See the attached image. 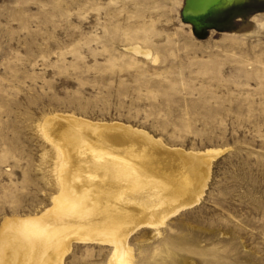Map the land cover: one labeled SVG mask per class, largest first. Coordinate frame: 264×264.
I'll use <instances>...</instances> for the list:
<instances>
[{
    "label": "rangeland",
    "instance_id": "1",
    "mask_svg": "<svg viewBox=\"0 0 264 264\" xmlns=\"http://www.w3.org/2000/svg\"><path fill=\"white\" fill-rule=\"evenodd\" d=\"M186 3L0 0V234L51 207L57 159L42 126L67 114L222 150L196 205L131 235L135 264H264V0L212 9L200 25ZM128 198L158 203L150 190ZM111 253L77 245L68 264Z\"/></svg>",
    "mask_w": 264,
    "mask_h": 264
},
{
    "label": "bare ground",
    "instance_id": "2",
    "mask_svg": "<svg viewBox=\"0 0 264 264\" xmlns=\"http://www.w3.org/2000/svg\"><path fill=\"white\" fill-rule=\"evenodd\" d=\"M242 1L187 0L184 14L200 25L212 9ZM129 49L152 55L139 46ZM42 133L54 146L59 191L40 214L4 223L0 264H68L77 245L92 244L112 247L108 264H135L131 235L142 227L159 231L196 205L222 152L173 148L123 123L67 114L48 116ZM148 190L158 203L128 198Z\"/></svg>",
    "mask_w": 264,
    "mask_h": 264
}]
</instances>
